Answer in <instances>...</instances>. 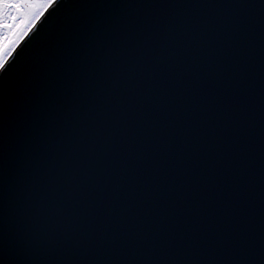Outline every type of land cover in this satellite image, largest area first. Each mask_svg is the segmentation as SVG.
I'll return each instance as SVG.
<instances>
[{
    "label": "snow or ice",
    "instance_id": "snow-or-ice-1",
    "mask_svg": "<svg viewBox=\"0 0 264 264\" xmlns=\"http://www.w3.org/2000/svg\"><path fill=\"white\" fill-rule=\"evenodd\" d=\"M0 264H264V0H0Z\"/></svg>",
    "mask_w": 264,
    "mask_h": 264
},
{
    "label": "water",
    "instance_id": "water-1",
    "mask_svg": "<svg viewBox=\"0 0 264 264\" xmlns=\"http://www.w3.org/2000/svg\"><path fill=\"white\" fill-rule=\"evenodd\" d=\"M47 35V26L41 31L40 37L33 40L32 43L25 49V53H29L32 49L35 48L34 55H38L40 52L41 45L38 44L45 36ZM11 135V130H10Z\"/></svg>",
    "mask_w": 264,
    "mask_h": 264
}]
</instances>
